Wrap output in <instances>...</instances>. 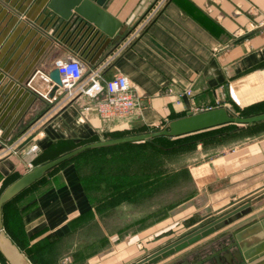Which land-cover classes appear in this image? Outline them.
Masks as SVG:
<instances>
[{
  "label": "crops",
  "instance_id": "1",
  "mask_svg": "<svg viewBox=\"0 0 264 264\" xmlns=\"http://www.w3.org/2000/svg\"><path fill=\"white\" fill-rule=\"evenodd\" d=\"M49 1L0 5V191L27 170L23 160L31 149L33 166L34 159L45 162L63 144L150 128L210 107L264 102V0H106L104 11L118 22L111 35L74 12L61 18L47 7ZM69 55L104 79L124 75L137 98L133 113L101 117L94 99L66 98L59 90L47 99L46 74ZM209 143L217 141L196 142L184 159L194 210L208 221L245 203L250 212L154 264H212L199 261L234 250L229 231L264 215V134L230 147ZM42 179L13 200L26 247L65 237L92 210L73 162ZM160 241L137 233L92 264H137L166 244Z\"/></svg>",
  "mask_w": 264,
  "mask_h": 264
},
{
  "label": "rangeland",
  "instance_id": "2",
  "mask_svg": "<svg viewBox=\"0 0 264 264\" xmlns=\"http://www.w3.org/2000/svg\"><path fill=\"white\" fill-rule=\"evenodd\" d=\"M8 1L19 0H0V5ZM230 111L247 113L242 108ZM199 132L157 143L166 148L188 137L214 133L218 139L209 143L212 148L230 147L263 135L264 122L226 123ZM193 148L163 151L151 146L116 147L74 157L92 210L89 218L65 237L50 236L25 247L32 253L34 264H92L122 249L137 233H147L167 244L206 223L210 218L194 210L195 192L186 173L185 155ZM0 264L6 263L0 258Z\"/></svg>",
  "mask_w": 264,
  "mask_h": 264
},
{
  "label": "water",
  "instance_id": "3",
  "mask_svg": "<svg viewBox=\"0 0 264 264\" xmlns=\"http://www.w3.org/2000/svg\"><path fill=\"white\" fill-rule=\"evenodd\" d=\"M105 1L106 0H50L47 7L63 19L69 18L72 12H74L86 21L91 22L93 25L103 30L106 34L111 35L114 28L118 25V22L104 11L103 6ZM46 76L49 85L46 97L51 98L58 89V86H60V78L55 67H52L47 72ZM27 105L28 103L25 102L15 113L13 118L4 128L1 134L2 139H5L8 136L14 125L24 113ZM263 120L264 112L251 116H240L232 113L225 106H215L169 119L161 128L156 130L88 142L45 162L33 165L17 178L9 182L0 191L1 256L7 264H25V259L20 250L2 229V204L40 178L47 170L76 153L88 148L102 147L124 142H137L157 136L176 137L226 123L249 125ZM249 212V204H242L157 248L137 261V264H154L182 250L214 230L236 221ZM229 235L231 239L229 246H234V250L224 252L221 256H219L218 253L211 254L199 262L202 263L210 258L214 262L212 264H264V215L231 229ZM220 257L222 258V261H220Z\"/></svg>",
  "mask_w": 264,
  "mask_h": 264
},
{
  "label": "built area",
  "instance_id": "4",
  "mask_svg": "<svg viewBox=\"0 0 264 264\" xmlns=\"http://www.w3.org/2000/svg\"><path fill=\"white\" fill-rule=\"evenodd\" d=\"M54 67L60 78L57 90L66 98L78 94L94 99L96 113L101 117L125 118L133 113L137 98L124 75L116 74L104 79L97 69L85 71L84 65L75 55L66 56L64 60L55 62ZM85 72L86 76L83 78ZM34 152V149H31L29 158L23 160L27 170L32 167Z\"/></svg>",
  "mask_w": 264,
  "mask_h": 264
},
{
  "label": "trees",
  "instance_id": "5",
  "mask_svg": "<svg viewBox=\"0 0 264 264\" xmlns=\"http://www.w3.org/2000/svg\"><path fill=\"white\" fill-rule=\"evenodd\" d=\"M242 109L243 110H247V113L241 114L240 116H251V115H254V114H258V113L264 112V102H258V103L252 104L250 106L243 107ZM181 115H184V114H181ZM181 115H172V116L169 117V119H172V118H175V117H178V116H181ZM259 122H261V121H259ZM263 122H264V120H263ZM255 123H257V122H255ZM164 124H165V122H164ZM152 130H156V128H152V127L148 128V127L140 126L139 128L131 129V130H128V131H126L124 133H118V132L117 133H109V134H107V138H114V137L130 135V134H136V133H141V132H147V131H152ZM199 131H202V130H199ZM199 131L191 132V133H188V134L200 133ZM188 134H184V135H188ZM184 135H180V136H184ZM180 136H176V137L157 136V137H153V138H149V139H145V140L137 141V142H124V143H118V144H113V145H108V146L84 149V150L76 153L75 155L69 157L68 159L58 163L57 165H55L54 167L50 168L46 172H49L50 170H52L54 168H57L61 164H64V163H66L68 161L73 162L76 170L78 171L77 165L74 163V161H72V159L74 157H78V156L86 154V153L99 152V151L105 150L107 148L151 146L155 150L166 151L167 149H170V150H174L175 149L176 150V149H180V148H184V147L194 146L195 143L199 142V141L200 142H202L204 140L216 141L218 139L216 134L209 133V134H203V135H199L198 134L196 137L194 136V137H190V138L189 137L185 138L183 141L175 144L174 146H168L166 148L160 146L157 143V141H159V140H167V139L177 138V137H180ZM92 141H97V138H92L90 140H83V141L78 142L76 144H63L60 148H58V149H56L54 151V154L52 156H50L49 158H46V161L49 160V159H52V158H54V157H56V156H58L60 154L68 152V151H70V150H72V149H74V148H76V147H78V146H80L82 144H85V143H88V142H92ZM33 162H34L33 165H36V164H40V163H42L44 161L43 160H39V159H34ZM78 175H79L80 181L82 183V186L84 188V183L82 181V178H81V175H80L79 171H78ZM40 178H38L37 180L32 182L29 186H27L24 189H22L21 191H19L17 194H15L13 197H11L8 201L3 203L2 206H1V223H2V227H3L4 231L6 232V235L11 239V241L17 246V248L19 250H23L24 251L25 256L27 257V259L32 264H34V260L31 257L32 253L29 252V250L25 248L26 246L24 244V240H23V237H22L21 227L16 222V208L13 206V200L15 199V197L20 192L26 190L28 187H30L35 182H37ZM84 190H85V188H84ZM32 246H34V245H32ZM0 258L6 263V261L1 256V254H0Z\"/></svg>",
  "mask_w": 264,
  "mask_h": 264
}]
</instances>
